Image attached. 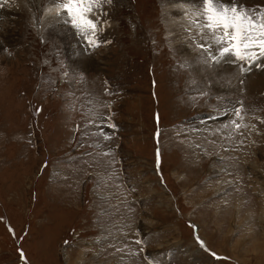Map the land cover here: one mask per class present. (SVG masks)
<instances>
[{"label":"rangeland","instance_id":"374dc122","mask_svg":"<svg viewBox=\"0 0 264 264\" xmlns=\"http://www.w3.org/2000/svg\"><path fill=\"white\" fill-rule=\"evenodd\" d=\"M50 1L0 17V264H264V58L213 59L202 0H102L107 42L71 68Z\"/></svg>","mask_w":264,"mask_h":264},{"label":"snow or ice","instance_id":"6c2138e0","mask_svg":"<svg viewBox=\"0 0 264 264\" xmlns=\"http://www.w3.org/2000/svg\"><path fill=\"white\" fill-rule=\"evenodd\" d=\"M53 2L59 4L69 17L72 26L88 39L90 46L95 47V41L89 34L94 36L97 24L91 18V14L95 7H99L102 0H53ZM202 4L201 27L208 29L214 43L218 45L219 58H235L238 61H247L250 65L264 58V11L252 12L246 6L239 5L236 0L231 4L224 3V0H202ZM196 23L199 24V21ZM200 47L204 46L200 45ZM246 70L241 69V71ZM200 245L204 247L202 241Z\"/></svg>","mask_w":264,"mask_h":264},{"label":"bare ground","instance_id":"6f19581e","mask_svg":"<svg viewBox=\"0 0 264 264\" xmlns=\"http://www.w3.org/2000/svg\"><path fill=\"white\" fill-rule=\"evenodd\" d=\"M186 1H188V0H186ZM191 2L192 1H189V3H191ZM174 3L175 2H172L171 5H173ZM16 9H17V4H16L15 0H3V1L1 0V2H0V17L1 18L7 17V16L10 17L11 15L16 16L17 15L16 14L17 13ZM198 9L201 10V8H199V7H198ZM61 10L62 9L59 7V4L58 3H54L53 0L48 3V8L46 9L45 14H44L45 18L47 19V21H49V23H48V27H49L48 28V32L50 34L58 35L59 38H61L62 41L65 43L64 46H65V48H67V55L69 56V57H67V55H66V57L68 59V62L70 64L71 68H78V67L82 68V69L83 68H88V67L95 68V65H96L97 61L92 56V55H94V53H91V52H94V51L96 52V50H93V51L90 50V49H93V48H92V46L89 45L88 39L85 36L81 35L77 31V29L72 26V23H71L69 17L67 16V14H64L63 10H62V12H61ZM190 11H191L190 8L184 7L182 4H175V5L172 6V8H170V9H168L166 11L168 13V18H169V23H170V24H167V25H169L170 33L173 32V34L171 33L170 36L173 39H175L177 48L180 47L181 51L185 52V53L188 52L190 49H192V46H193V43L189 42V39L192 38L190 32L183 30V29H185V27H184L185 23L187 21L193 20V17H192L193 15L190 13ZM9 12H10V14H9ZM171 12L173 14V17L171 16ZM57 13H61V14L58 15ZM195 14L197 16L196 11H195ZM201 17H202V15H201ZM195 19L200 20L199 16L196 17ZM201 22L203 23V20H201ZM179 23L182 24V26L178 27ZM96 24H97V28L95 30L94 36H92L91 34H89V35L95 42L96 41L105 42L106 41V37L108 36L107 32L111 31L112 25L109 22H107V21H104L101 24L99 22H96ZM193 33L196 34L195 32H193ZM77 43L79 45L81 44L80 45L81 48H80V46ZM210 44L213 45L212 42H210ZM190 45H192V46H190ZM89 52L91 53V55L89 54ZM65 54H66V52H65ZM186 55H188V54H186ZM214 57L216 58V61H219V60L222 59V58H219V54L216 53V52H214ZM216 61H215V65H216ZM222 70H223V68H222ZM176 175L180 176V174H178V172L176 173ZM225 182H226V180H225ZM218 184H219V182H218ZM224 187L228 188L226 186H224ZM262 191H261V193H262ZM219 192H221V191H219ZM224 196H223V199L226 198ZM232 215H234V214H232ZM248 222L245 221V223H248ZM253 235H255V234H253ZM253 235H252V237H253ZM231 249L235 250L234 247H232ZM263 250H264V246H256L251 252L256 253L258 255V254H261ZM246 252H247V250H246Z\"/></svg>","mask_w":264,"mask_h":264},{"label":"crops","instance_id":"0c3cea01","mask_svg":"<svg viewBox=\"0 0 264 264\" xmlns=\"http://www.w3.org/2000/svg\"><path fill=\"white\" fill-rule=\"evenodd\" d=\"M184 239L182 238V237H180V238H178V239H176L175 241H177V242H182ZM188 244H191V242L190 241H188V242H186L185 243V245H178V246H180L182 249H183V252H182V254L183 255H187L188 253L186 252V246L188 245ZM190 256V255H189ZM190 259L192 260V261H196L195 260V258H194V255L193 256H191L190 257ZM199 259V258H198ZM197 261H199V260H197Z\"/></svg>","mask_w":264,"mask_h":264}]
</instances>
